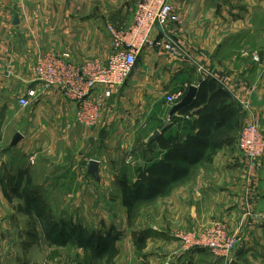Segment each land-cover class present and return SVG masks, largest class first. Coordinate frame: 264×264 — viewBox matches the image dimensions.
<instances>
[{
    "label": "crops",
    "instance_id": "0c3cea01",
    "mask_svg": "<svg viewBox=\"0 0 264 264\" xmlns=\"http://www.w3.org/2000/svg\"><path fill=\"white\" fill-rule=\"evenodd\" d=\"M139 1L36 0L38 16L19 13L20 24L50 28L51 43L46 44L52 48L29 47L25 41L15 48V36L2 35L10 38L6 43L12 45L0 50V170L2 166L15 169L19 181L24 177L20 173L29 171L37 193L55 202L61 212L65 205L88 202L85 199H90V192L95 194L101 188L104 194V186L113 182L122 186L126 182L123 171L118 161L107 160L108 153L119 158L144 125L170 120V112L160 109L166 105V94H187L191 86L199 88L209 76L232 94L245 124L250 123L245 111L249 105L251 112L262 117L264 131V0H168L183 17L184 25L165 32L181 51L173 54L164 49L165 45L144 47L127 85L108 99L98 127L86 130L77 124L75 105L57 87L44 89L38 82L34 72L38 59L45 51L67 52L76 63L107 58L112 49L108 27L132 26ZM164 37V33L154 35V39ZM29 90L40 92V96L29 107H22L19 98ZM195 112L182 115L190 117L183 122L185 126H173L167 135L176 130L184 139L208 137L209 129L191 130L199 120ZM17 134L23 139L13 147ZM219 142L224 145L214 155L208 148L197 149L195 158L184 163L185 177L151 205L150 230L142 232L149 239L146 250L151 252L143 253L138 264H170V257L181 246L175 233L219 222L228 224L239 238L229 257L213 259L208 251H189L176 264H185L190 257L195 264H264V159L256 176L249 177L238 146L226 144L223 138ZM108 145L110 150L106 151ZM94 158L100 162V181L88 172V163ZM9 183L0 172V264L10 260L4 250L22 248L11 233L12 213L3 210L10 204L3 190ZM118 201L123 202V195ZM74 210L70 208V216ZM86 219L85 225L92 223L89 216ZM125 243L117 246L133 247Z\"/></svg>",
    "mask_w": 264,
    "mask_h": 264
},
{
    "label": "rangeland",
    "instance_id": "374dc122",
    "mask_svg": "<svg viewBox=\"0 0 264 264\" xmlns=\"http://www.w3.org/2000/svg\"><path fill=\"white\" fill-rule=\"evenodd\" d=\"M35 2L36 0H0V28H2V30L0 29V50L2 48H7V44H9V46L11 47L12 42L9 41V43H6L10 38L2 36L10 33L15 36V38H13V44L16 45H14L15 48H19L21 41L27 42L29 44V47H38V45H40L45 49L52 48V46L46 44L51 43L50 41L52 38V34L50 32V28H46L48 29L46 31V29H43V27L41 26H22L21 24L14 25L16 15L20 18L19 13H22L24 11L27 12V14L31 18H36L38 16V10ZM141 2L142 0L139 1V3ZM23 5L25 7H23ZM136 11L137 10H135V14ZM174 12L179 17V21L174 23H168L166 26H164V28L153 29L149 39L151 45L148 47L157 48L164 47L163 45H165L164 49L173 54L179 53L181 51V48L177 44V42L174 41L173 38L171 39L166 34V32H172L171 30L175 29V27L181 28L184 25L183 17H181L180 14L176 11ZM133 25L134 22L132 26ZM132 26H130L128 29L122 28L121 30L128 31ZM107 32L105 30L106 36H108ZM155 33H157L159 36L164 33V39H154ZM108 34L110 36L109 32ZM110 39L112 49L109 56L104 59L96 60H101L102 62L108 61L109 57L113 53V41L111 36ZM168 39L175 44L176 48L175 46L174 49L168 48V45L170 44L168 43V41L166 42V40ZM159 42L161 44H159ZM67 44L68 47L70 45L72 47L71 43L67 42ZM46 53H49V51H45L44 55ZM140 56L141 55L138 56V59ZM138 59L137 63H139ZM254 60L256 62L260 61L259 58L256 57H254ZM34 72L36 74V70H34ZM130 77L128 78L124 86L127 85ZM207 78L213 79L210 76ZM174 94L176 93H169L168 95ZM168 95L166 94V105H164L163 108H160L165 111L166 114L171 112L172 109V107L169 106L167 101ZM107 101L105 102L104 106L106 105ZM237 111L238 113L236 116L235 129L231 133H228L226 137L224 136L223 141L225 139L226 144L233 143V145H237L239 150V140L241 137V133L244 127L248 126V124H245L244 120L242 119L243 112H241L239 109H237ZM245 111H247V113H249L250 115V119L248 122L251 123H249V125L258 122L261 127L262 117L257 116L255 113L251 112L252 110L249 105L245 107ZM177 115H180V111L179 113L173 116L176 117L177 123L175 122V120L172 119V117H170V120H168V118H165L164 121H161L157 125H154L153 123H148L144 125L142 129L138 132L135 138V142L132 143L133 145L128 150H126V152L119 158H115L112 154L108 153V155H110V157L107 158L108 161H118L117 165L121 167L120 169L123 171L121 175L125 176L126 184H128L130 190H135V182L139 180L141 171H146L150 167L158 165V163L163 159L165 151L161 149L160 138L175 137V141H180V139H183L176 132V130L172 136L167 135V131L173 128V126H177L178 128H183L185 126L183 122L187 120L185 119L186 116L181 115V117L179 118ZM100 118L97 124L92 128L88 129L87 127H83L82 125L81 126L86 130H94L98 127ZM182 118L184 120H182ZM77 124L79 123L77 122ZM157 131H159L161 134L156 140L150 143V138ZM108 136L112 137L110 134ZM109 146L110 145L105 146L107 148L106 151L110 150ZM94 156L98 155L94 154ZM92 160L98 161L95 158ZM175 164L177 167L186 168L184 162H181L180 160L175 161ZM259 168L260 166L255 171H253V176H256V173L259 171ZM2 169L3 170H0V172L1 174H3L4 180L7 181V183L10 182L8 186L14 183H21L22 189L26 181V176H30L29 171L26 170L28 172V175L24 176L23 180L19 181L17 179V171L15 169L11 168L8 170L4 166H2ZM99 176L101 179L102 176L100 175V171ZM128 178L130 179L127 180ZM122 195V186L120 184L118 185L116 182H113L110 185L104 186V194L101 193V188L97 193L95 192V194H92L91 192L89 193L88 197L90 199L93 198L92 204L89 203L90 199H85L88 202H84V200H82L81 202L77 201V204L69 206L65 205L64 211L61 212L57 208V206H55V202L46 201L45 198L39 193L38 204L31 210L30 213L23 212V208H25V203L21 199L14 198L12 203H7L8 207H3V210L6 209L10 212V214L12 213L10 217L11 221L9 222V225L12 228L11 233L14 240L18 241V243H21L22 248L17 251L16 249H11L7 251L4 250V253H6L7 257L10 258L9 261L7 259L5 260L6 262L8 261L6 264H138L141 261L140 258L141 256H143V253L147 251V241L149 239H145V236H143L142 232L146 233L150 230L148 229L149 224L147 223L149 220L148 214L151 205L155 203L154 201L157 197L152 200H145L143 199V197H141L135 204V206L131 210H129L128 207L124 204V201H118V199L122 198ZM71 207H75L76 210V212L73 213L72 216H70V214L68 213ZM87 216L91 218L92 223L85 225L84 222L87 220ZM55 220H63L65 223H67L65 224L67 225V227L63 230L60 236H53L52 238L51 233V239L48 240V229L46 228H49L50 230L54 225ZM226 225L228 227L229 234L232 237L236 238V233H234L232 229H230L228 224ZM72 228L74 229L73 232L71 230ZM181 233L183 232L180 231L178 233H175V238L180 242L181 246L180 249L176 250L175 253L170 257V264H176V261L178 263V258L180 256L186 257L189 255V253L188 255H183V253L189 251L184 248L183 243L179 239V235ZM122 242H126V246L127 242H130L129 244L133 247H118L117 245ZM236 247H238V245ZM150 252L151 251H147L146 253ZM211 256L214 259L215 256H213V254ZM210 257L208 259H210ZM189 259H186L185 264L196 263L192 261L194 260L192 259V257H190ZM162 263H164V261ZM197 264L201 263L197 261Z\"/></svg>",
    "mask_w": 264,
    "mask_h": 264
},
{
    "label": "built area",
    "instance_id": "2783aa9c",
    "mask_svg": "<svg viewBox=\"0 0 264 264\" xmlns=\"http://www.w3.org/2000/svg\"><path fill=\"white\" fill-rule=\"evenodd\" d=\"M136 10L134 25L128 31L108 27L113 41V53L108 61L76 63L67 52L58 54L49 51L36 63L38 82L44 89L57 87L75 105L76 120L83 127H94L105 102L124 87L135 69L138 56L144 47L151 45L149 39L153 29L164 28L168 23L179 21L168 0H142ZM167 41L170 43L168 48L174 49L175 44L169 39ZM39 96L40 92L30 90L19 98V104L28 107ZM184 96L185 91L168 95L169 106H175ZM189 118L185 117L187 120ZM239 151L251 177L264 159V132L258 122L251 125L248 123L244 127ZM179 239L187 251L204 250L217 258L229 257L239 243V239L232 237L227 225L222 222L204 230L183 232Z\"/></svg>",
    "mask_w": 264,
    "mask_h": 264
},
{
    "label": "trees",
    "instance_id": "16d2710c",
    "mask_svg": "<svg viewBox=\"0 0 264 264\" xmlns=\"http://www.w3.org/2000/svg\"><path fill=\"white\" fill-rule=\"evenodd\" d=\"M186 94V92H185ZM237 106L232 94L219 87L214 79L206 78L200 82L199 91L192 105L180 111V115L189 114L196 110L199 120L194 124L191 130L206 131V136L202 138L198 135H192L180 141H175V137L160 138L161 149L165 151L163 159L158 165L152 166L146 171H141L139 180L135 182V190H130L126 182L122 185L124 204L131 210L138 200L143 197L145 200H152L165 192L173 183L178 182L187 174L186 168L177 167L175 161L188 162L195 158L197 149L208 148L211 155L222 148L221 138L228 135L235 129ZM176 121V117H172ZM188 125V124H187ZM212 130V133H211ZM155 163V160H154ZM22 176L28 175V172H22ZM15 184V183H14ZM4 186L6 199L12 203L14 198L21 199L25 203L23 212L30 213L38 204V194L32 187L31 177L26 176L24 187L21 189V183ZM22 210V209H21ZM46 223V221H45ZM63 220H55L54 225L47 234L50 240V234L60 236L67 225ZM72 232L74 229H71ZM67 232V230H66Z\"/></svg>",
    "mask_w": 264,
    "mask_h": 264
},
{
    "label": "water",
    "instance_id": "95a60500",
    "mask_svg": "<svg viewBox=\"0 0 264 264\" xmlns=\"http://www.w3.org/2000/svg\"><path fill=\"white\" fill-rule=\"evenodd\" d=\"M20 24V19L16 15L15 20H14V25H19ZM199 88L197 86H191L185 95V97L175 106L172 107L170 116L173 117L175 114L179 113L184 108H187L192 105L193 101L196 99L197 94H198ZM161 133L159 131L155 132L154 135L150 138V143H152L154 140L158 138V136ZM23 139L22 135L17 134L14 136L13 141H12V146H17L19 142ZM143 166V165H142ZM88 172L89 174L94 177L97 181L100 180L99 176V171H100V163L96 160H92L89 163L88 167Z\"/></svg>",
    "mask_w": 264,
    "mask_h": 264
}]
</instances>
